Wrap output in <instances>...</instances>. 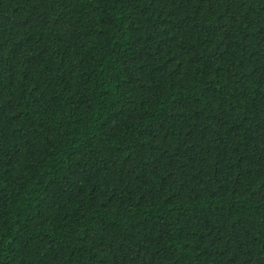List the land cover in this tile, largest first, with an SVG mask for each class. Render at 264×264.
<instances>
[{
	"label": "trees",
	"instance_id": "obj_1",
	"mask_svg": "<svg viewBox=\"0 0 264 264\" xmlns=\"http://www.w3.org/2000/svg\"><path fill=\"white\" fill-rule=\"evenodd\" d=\"M0 264H264V0H0Z\"/></svg>",
	"mask_w": 264,
	"mask_h": 264
}]
</instances>
